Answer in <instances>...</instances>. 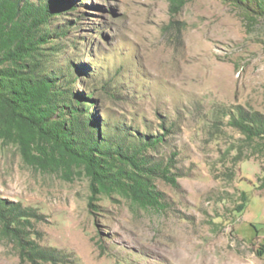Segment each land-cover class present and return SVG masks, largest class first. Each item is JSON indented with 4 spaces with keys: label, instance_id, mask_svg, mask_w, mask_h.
Here are the masks:
<instances>
[{
    "label": "rangeland",
    "instance_id": "rangeland-1",
    "mask_svg": "<svg viewBox=\"0 0 264 264\" xmlns=\"http://www.w3.org/2000/svg\"><path fill=\"white\" fill-rule=\"evenodd\" d=\"M55 2L50 28L66 34H52L48 71L91 94L83 105L102 134L162 137L148 164L170 163L177 186L155 179L161 206L113 193L90 208L83 175L38 171L0 143V198L42 217L31 239L58 264H264V138L228 124L237 106L264 115V15L251 21L232 0L176 13L169 0ZM0 264L31 262L0 233Z\"/></svg>",
    "mask_w": 264,
    "mask_h": 264
},
{
    "label": "trees",
    "instance_id": "trees-1",
    "mask_svg": "<svg viewBox=\"0 0 264 264\" xmlns=\"http://www.w3.org/2000/svg\"><path fill=\"white\" fill-rule=\"evenodd\" d=\"M55 1L0 0V143L15 147L22 161L38 171H60L67 180L83 175L89 181L90 208L101 195L113 193L141 207L161 206L155 179L177 186V177L170 175V163L151 166L146 154L162 137L129 142L126 136L102 134L83 105L91 94L64 88L60 82L71 80L48 71L52 34L59 38L66 34V30L50 28L51 19L61 8ZM169 1L174 13L187 2ZM232 1L251 21L264 15V0ZM75 8L71 6V10ZM235 110L230 114V126L247 141L264 138V115L240 106ZM262 182L264 187V178ZM246 202L243 197L238 211ZM41 218L21 203L0 198L1 235L14 239L22 258L31 264H58L61 253L40 247L26 232L33 219Z\"/></svg>",
    "mask_w": 264,
    "mask_h": 264
}]
</instances>
